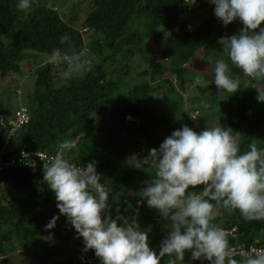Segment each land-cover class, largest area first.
Here are the masks:
<instances>
[{"label": "trees", "instance_id": "obj_1", "mask_svg": "<svg viewBox=\"0 0 264 264\" xmlns=\"http://www.w3.org/2000/svg\"><path fill=\"white\" fill-rule=\"evenodd\" d=\"M69 2L74 4L72 13L61 15L60 9ZM18 3L0 0V150L5 147L4 160L19 158L21 152L28 156L26 163L0 172V257L24 250L42 264H101L93 249L75 260L69 250L75 235L68 230L71 224L66 216L62 217L67 225L45 229L53 216L41 207L57 201L43 181L44 161L32 153L54 155L62 140H75L79 134L78 150L69 153V159L80 166L97 162L96 170L110 189L108 211L113 218H122L118 223L132 221L141 199L138 193L150 179V173L135 163L185 124L200 132L201 116L193 120L190 114L201 103L212 110L208 118L216 115L220 126L240 133L242 151L251 142L264 148V102L257 100L252 82L239 69L230 66L241 88L227 100L218 102L212 85H197L198 94L190 95L185 104L176 90L177 83L183 89L190 71L187 65L193 67L198 61L212 65L219 53L225 58L218 38L242 28L238 19L223 25L210 0H196L193 5L185 0H31L26 11L19 10ZM84 5L85 16L77 26ZM206 8L208 15L200 17ZM64 35L69 36L71 48L60 43ZM152 43L159 52L152 51ZM205 44L210 50L202 55ZM56 48L62 53H83L92 70L60 83L53 65L37 64L40 54L50 55ZM137 54L146 67L138 73L143 79L130 83V58ZM28 60L33 68L25 69L36 75L35 87L30 102L14 108L8 103L11 99L4 97L9 85H2V79L17 78ZM22 106L28 110V122L16 127L13 121ZM202 187L189 191L200 192ZM131 192L137 195L133 201ZM133 220L148 233L149 246L158 252L164 222L159 210L143 207ZM214 223L233 230L228 237L231 245L264 246V221H246L238 211L229 214L221 209ZM172 260L178 264L175 257L167 256L160 264ZM182 262L209 264L191 259V253Z\"/></svg>", "mask_w": 264, "mask_h": 264}, {"label": "clouds", "instance_id": "obj_2", "mask_svg": "<svg viewBox=\"0 0 264 264\" xmlns=\"http://www.w3.org/2000/svg\"><path fill=\"white\" fill-rule=\"evenodd\" d=\"M185 3L193 5L196 0ZM210 3L223 25L237 19L242 24L238 33L218 38L225 58L217 59L211 69L217 101L241 88L240 79L230 73L234 66L252 82L257 100L264 102V0ZM17 7L26 11L31 0H19ZM60 43L72 46L68 35L60 37ZM45 62L63 65L66 80L82 77L93 66L83 53H62L59 48ZM195 111L190 114L193 120L199 116ZM73 150H78L77 141L65 139L54 155L40 156L43 181L54 192L59 213L83 238V251L93 249L101 264H160L166 256L183 261L186 252L209 264H264V249L246 251L231 245L229 233L214 223L221 209L229 214L238 211L246 221H264V148L251 142L242 151L239 132L220 124L196 132L185 124L135 163L150 173L138 195L149 208L159 210L170 228L158 252L135 221L118 223L122 218L112 217L107 203L110 189L96 170L97 162L77 165L68 156ZM199 186H203L200 192L189 191ZM58 219L53 216L45 229H53Z\"/></svg>", "mask_w": 264, "mask_h": 264}, {"label": "rangeland", "instance_id": "obj_3", "mask_svg": "<svg viewBox=\"0 0 264 264\" xmlns=\"http://www.w3.org/2000/svg\"><path fill=\"white\" fill-rule=\"evenodd\" d=\"M73 2H69L66 3L61 9H60V13L61 15H70L73 11ZM81 12H79V16L80 19L79 21H77V26L80 25V23L82 22V20L84 19L85 16V5L83 6V8H81ZM208 11L209 8H206L205 10H203V12L201 13L200 17H204L205 15H208ZM70 13V14H69ZM201 52L202 55H205L206 53L209 52L210 50V46L205 44L201 47ZM152 51L155 52H159L160 49L156 46L155 43H152ZM35 53V52H33ZM49 55L46 54H40L37 64L40 63H45L46 58ZM223 58L221 56V54L219 53L216 56H213V64L209 65V66H205L203 65V62L198 61V64L194 65L193 67H190V65H187V68L190 69V71H188L185 74V83L183 85V89L180 87L179 88V84L177 83L176 85L177 87V91H180V93L182 94V97L184 98V102L185 104L188 103V98L190 95L193 94H198V91H196V86L197 85H202L205 86L206 88H208V86L212 85V92H216V86L214 84V82H211L213 80V76L214 74L212 73L211 69L214 67L215 61L217 59H221ZM31 61L28 60L26 61V63H24V70H26L25 68H33L32 64L30 63ZM168 62V61H167ZM130 63L133 67V70L130 72V76H127V80L130 83H134L137 80H141L143 79V77L139 76L138 73L141 72L143 69H145L146 67V63L145 61L142 60L141 56L139 54L137 55H133L130 58ZM22 71V73H20L19 75H17L18 77H12V79L7 82L6 78H3L2 81V85L6 86L9 85V93L8 96L7 94H4V97L6 98V100L11 99V101H8V103L12 104L13 107L15 108L16 106L18 107L19 105L26 103L28 104L31 100V93L32 90H34L35 87V78L36 75L33 74L32 69L29 70V72L26 71ZM64 70V66H60V67H55V74L57 75V78L59 80L60 83H66L67 80L64 79L61 75L62 71ZM16 78V79H15ZM207 85V86H206ZM16 89H17V94H16ZM202 105L198 108H196L195 113H199V115L201 116L200 119L201 121L199 123H201L200 125V131L206 129L207 127H212V126H218L220 123V119L216 116L213 115L212 118H208L206 116L207 113H210L212 110L207 106L206 102L201 103ZM14 113V110H12V112L9 114L10 117L11 115ZM14 117V116H13ZM197 121V120H196ZM195 131V129H194ZM79 134L75 137V140H79ZM143 175V174H142ZM145 176V175H144ZM132 201L135 200V198L137 197L135 192H131L130 194ZM141 198V197H140ZM148 208L146 200H142V198L140 200L137 201V208L135 211V215L134 218L136 220V218L138 217V213L140 212V210L142 208ZM41 210H43L46 214H49L51 216H59V219L57 220L56 224L57 226H61V225H67V221L64 220V218L59 213V209L57 208L56 205L53 206H47V207H41ZM119 212V209H118ZM132 219V221H134ZM129 221V222H132ZM69 225V224H68ZM168 223L164 220V222L161 224L162 229L161 234H162V240L166 237L168 231H170V228L167 226ZM69 227V231L74 233V237L70 239L69 241V250H71L72 255L74 256L75 260L77 262L80 261V258L83 255V249H84V242L82 237H77V233L74 229V227H72V225L68 226ZM190 252H186L185 255L187 256ZM59 255V254H58ZM42 260L39 259V257L37 256H31V255H27L26 252H21L19 253V251H15L12 253H9L8 255H5L3 257H0V264H42L41 262ZM81 264H84L83 261H81ZM178 264H183L182 261H178Z\"/></svg>", "mask_w": 264, "mask_h": 264}, {"label": "built area", "instance_id": "obj_4", "mask_svg": "<svg viewBox=\"0 0 264 264\" xmlns=\"http://www.w3.org/2000/svg\"><path fill=\"white\" fill-rule=\"evenodd\" d=\"M28 118H29V114H28V110L26 107L22 106L20 109L17 110L16 112V119L13 121L14 126L19 127L22 126L24 123L28 122ZM13 133V131L11 132V134ZM7 142H9V140H7ZM5 147H2L0 150V172H2L3 170L6 169H11L15 166H18L20 164H24L27 161L24 160L25 157L28 156V153L26 152H21L18 156L19 158H13L10 160H4L3 159V154L5 152ZM32 155L37 156L38 158L44 157V156H48L50 157V155H47L46 153H41V152H33ZM41 159V158H40ZM34 164H37L36 162H34ZM44 164V163H43ZM42 164V165H43ZM221 229H223L225 232L229 233V235L233 234V230L229 229V228H225V227H221L218 226ZM239 249H243V250H255V249H264V246H257L255 243L249 245L248 247H242ZM207 264V263H205Z\"/></svg>", "mask_w": 264, "mask_h": 264}]
</instances>
